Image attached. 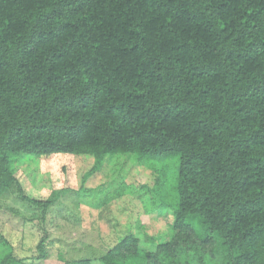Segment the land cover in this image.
<instances>
[{"label":"trees","instance_id":"1","mask_svg":"<svg viewBox=\"0 0 264 264\" xmlns=\"http://www.w3.org/2000/svg\"><path fill=\"white\" fill-rule=\"evenodd\" d=\"M55 155L93 160L78 199L94 211L172 207L153 252L135 221L100 264H264V0H0V198L16 189L44 216L66 189L29 198L17 167ZM119 157L153 184L84 188ZM35 250L47 259L45 232ZM0 264H24L1 235Z\"/></svg>","mask_w":264,"mask_h":264},{"label":"rangeland","instance_id":"2","mask_svg":"<svg viewBox=\"0 0 264 264\" xmlns=\"http://www.w3.org/2000/svg\"><path fill=\"white\" fill-rule=\"evenodd\" d=\"M34 158L17 167L16 177L24 194L44 201L50 194L66 190L65 193L61 191L63 194L44 216L38 208L20 201L16 189L0 198V235L11 244L14 254L24 259V264H64L63 260L71 262L82 259L92 260L91 264H100L96 259L127 233L135 221L144 227L131 230L139 240L141 250H155V245L147 241L148 237L159 236L160 241L164 240L172 222V207L162 212L169 217L148 215L143 211V203H136L126 195L94 211L78 199L81 191L79 178L92 166L91 158L70 155ZM117 162L118 166L106 163L103 171L88 178L84 188L102 196L117 189L120 182L135 187L153 184L151 171L124 157H119ZM156 166L163 170L168 198L171 199L176 176L175 161L169 158L163 168L158 164ZM44 232L48 256L45 261L36 262L32 258L36 256L35 248Z\"/></svg>","mask_w":264,"mask_h":264}]
</instances>
